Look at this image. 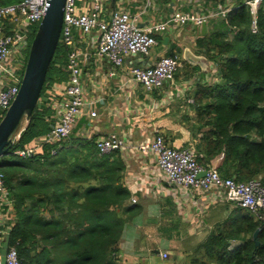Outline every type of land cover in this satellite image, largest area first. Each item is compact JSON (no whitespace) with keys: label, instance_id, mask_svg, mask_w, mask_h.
Listing matches in <instances>:
<instances>
[{"label":"crops","instance_id":"0c3cea01","mask_svg":"<svg viewBox=\"0 0 264 264\" xmlns=\"http://www.w3.org/2000/svg\"><path fill=\"white\" fill-rule=\"evenodd\" d=\"M245 1L104 0L101 8L104 19L109 17L112 10L123 8L136 15L140 27L166 21L177 11L209 14L232 9L226 16L209 18L205 32L202 29L203 24L171 23L164 30L154 34L157 43L148 54L140 58L130 56L121 67L113 66L98 56L97 31L91 32L87 37H83L79 29L74 31L75 45L81 52V77L85 97L88 100L93 99L95 103L84 108L73 127L70 140L76 143L93 142L97 148V140L102 136L116 134L124 139L125 147L116 151L124 164L120 184L130 191V206L139 203L143 209L132 222L125 225L117 255L119 261L124 264H154L153 258L158 260V264H219L215 260L216 249L210 247L211 239L226 229L232 217L240 216L241 207L227 200L225 195L216 189L192 190L188 195L182 194L160 170L156 155L152 152L143 153L137 146L149 143L156 134H161L171 147L191 149L202 165L220 168L224 162V152L209 158L200 148L204 133L210 126L199 116L198 90L200 86L220 81L218 59L208 55L207 46L200 45V41H204L212 32L222 29L220 25L224 27L223 20L227 22L229 14L242 3L245 4ZM77 5L79 13H90L93 10L90 0H78ZM251 16L253 20L252 13ZM234 33L235 30L231 29L229 38H232ZM30 36L32 38V33ZM190 53L198 59L206 60L207 66L201 67L187 60ZM163 56H177L181 61L174 78L164 86L148 90L132 78V67L152 65ZM57 65L37 106L42 112L47 129L26 146L17 148L39 144L38 152L30 157L43 156L46 154L44 150L49 147H52L51 153L53 148L57 151L63 143H42L51 126L59 122L63 101L66 98L68 84L66 63L62 67L66 74L65 78L56 71L60 62ZM93 110L97 112L95 116L91 114ZM17 157L24 158L23 160L30 158ZM16 191V188L6 186L5 192L0 195V204L3 205V211L0 213L1 249L8 229L12 230L18 221L19 200ZM133 198L137 200L135 203ZM31 201L27 198L24 205L28 206ZM48 207H52V204ZM247 212L255 218L252 213ZM46 216L49 215L46 213ZM175 223H179V234L173 229ZM147 226L154 229L160 241L163 240L161 247H154L157 250L155 253L151 252L153 248L142 245V242L151 238V235L144 233ZM35 240L38 249L31 251L34 254L44 247L42 241ZM176 242L178 244H175ZM243 243L244 238L241 236L232 237L228 250L234 251ZM13 244L10 238L9 246ZM163 252L168 254L166 258L161 256Z\"/></svg>","mask_w":264,"mask_h":264},{"label":"trees","instance_id":"16d2710c","mask_svg":"<svg viewBox=\"0 0 264 264\" xmlns=\"http://www.w3.org/2000/svg\"><path fill=\"white\" fill-rule=\"evenodd\" d=\"M18 1L0 0V5ZM251 20L242 3L229 14L228 23L223 20L224 29L200 41L208 55L218 59L220 72L218 83L198 90L199 116L210 126L200 148L209 158L224 152L218 169L222 176L240 181L259 178L264 185V2L258 9L257 32H252ZM231 29L235 33L229 38ZM67 57L68 49L59 42L41 94L58 62L56 71L66 77L62 67ZM46 125L36 107L21 139L0 158L5 185L16 188L19 200L11 243H17L24 263L124 264L117 255L125 225L143 209L139 203L130 206V191L120 184L122 159L117 152L100 156L93 142L70 139L56 154L49 147L43 156L18 158L14 150L44 133ZM27 198L32 201L25 206ZM179 228V223L173 225L177 234ZM257 228L258 246L253 237ZM237 236L244 243L228 250L229 240ZM35 239L44 247L34 254ZM210 247L216 249L219 264H264V219L249 213L232 217L226 229L212 237Z\"/></svg>","mask_w":264,"mask_h":264},{"label":"built area","instance_id":"2783aa9c","mask_svg":"<svg viewBox=\"0 0 264 264\" xmlns=\"http://www.w3.org/2000/svg\"><path fill=\"white\" fill-rule=\"evenodd\" d=\"M48 0H21L15 3L0 5V120L18 94L26 67L31 45L29 25L40 23ZM93 10L90 13H79L78 0H66L64 20L59 42L68 49L66 69L68 84L66 98L60 120L51 126L42 143L57 144L71 137L74 125L84 108L94 104L93 99L85 97L82 83L80 50L75 45L74 31L79 29L83 37L97 31L98 56L109 61L113 66L121 67L130 56L146 55L157 43L154 34L167 28L171 23L176 25L194 23L202 25L208 19L218 15L226 16L232 9H223L209 14H197L188 11H177L166 21L152 23L140 27L136 15L119 8L110 12L107 19L102 17L101 8L104 0H90ZM264 0H246L253 15L252 31H258V9ZM181 65L177 56H163L149 66L131 68L132 78L151 90L162 87L174 78ZM92 115H96L95 110ZM97 148L101 155H110L126 145L124 139L116 134L105 135L97 140ZM137 148L145 153L152 152L157 157L160 170L167 179L180 189L182 194L192 190H218L226 199L236 203L242 209L252 213L256 219H264V185L259 178L248 181L224 177L215 167H206L198 162L195 153L189 148H174L167 144L161 134H156L149 143H142ZM39 150V144L15 149L22 157H30ZM52 153H56L55 148ZM6 190L5 174L0 167V195ZM137 200L133 198L135 203ZM8 204V202H6ZM3 205L0 204V213ZM0 217V225H1ZM1 232V229H0ZM163 258L168 254L161 253ZM0 264L2 254L0 248ZM6 264H26L19 255L16 244L10 245L6 254Z\"/></svg>","mask_w":264,"mask_h":264},{"label":"water","instance_id":"95a60500","mask_svg":"<svg viewBox=\"0 0 264 264\" xmlns=\"http://www.w3.org/2000/svg\"><path fill=\"white\" fill-rule=\"evenodd\" d=\"M47 2L46 12L30 46L20 89L0 120V158L9 153V150L18 143L23 132L27 129L33 112L38 106L49 66L59 44L66 0H48ZM202 26L203 32H205L207 23ZM187 60L201 67L207 66L206 60L198 59L191 53L187 56ZM258 232L259 228L253 233L257 246L259 245ZM10 238L11 229H8L6 240L1 249L2 264H6Z\"/></svg>","mask_w":264,"mask_h":264},{"label":"rangeland","instance_id":"374dc122","mask_svg":"<svg viewBox=\"0 0 264 264\" xmlns=\"http://www.w3.org/2000/svg\"><path fill=\"white\" fill-rule=\"evenodd\" d=\"M38 25H39V22L36 23V24H31V26H30V30H31V33H32L31 43H32V40H33V37H34L33 36L34 35V29L36 28V31H37ZM220 27L222 29L224 28L221 25H220ZM29 50H30V48H29ZM241 212L242 213H248L246 210L245 211L244 210H241ZM145 218H146V216L143 218L144 219L143 222H145ZM144 233L146 235H151V238L146 239L144 242H142V245H144V246L147 245L148 247L153 248V250H151L152 253L157 252V250H155L154 247H161L163 240L160 241L159 235L158 234H155V231H154V229L151 226H147L144 229ZM175 244H178V242H176ZM152 261H153L154 264H158V260L156 258H153Z\"/></svg>","mask_w":264,"mask_h":264}]
</instances>
